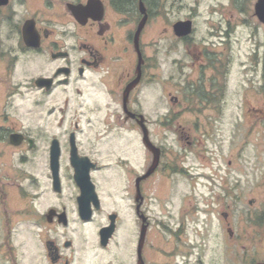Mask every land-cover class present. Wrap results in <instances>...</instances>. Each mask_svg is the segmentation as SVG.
Listing matches in <instances>:
<instances>
[{
	"label": "flooded vegetation",
	"instance_id": "flooded-vegetation-1",
	"mask_svg": "<svg viewBox=\"0 0 264 264\" xmlns=\"http://www.w3.org/2000/svg\"><path fill=\"white\" fill-rule=\"evenodd\" d=\"M2 1L0 230L15 228L13 216L21 217L17 222L34 230L39 246L35 256L17 258L8 243L0 264H203L199 258H213L206 247L222 208L215 209L221 195L213 191L223 176L221 164L197 146L234 140L214 121L230 103L228 41L231 23L241 24L231 21L230 7L241 14L246 0ZM26 21L35 29L30 45ZM259 49L252 67L264 70ZM22 62L32 73L23 81L16 79ZM27 94L34 110L24 118L15 101ZM258 98L263 101L251 110L264 119V96ZM75 164L88 169L93 186L77 180ZM182 178L204 180L209 195L200 202L207 208L193 190L181 193ZM13 191L24 204L6 218L2 209ZM257 218L251 225L261 235L245 238L241 213L235 218L227 203L216 242L222 229L226 242L236 240L241 258L242 239L264 244V210ZM254 259L243 264L264 260Z\"/></svg>",
	"mask_w": 264,
	"mask_h": 264
},
{
	"label": "rangeland",
	"instance_id": "rangeland-1",
	"mask_svg": "<svg viewBox=\"0 0 264 264\" xmlns=\"http://www.w3.org/2000/svg\"><path fill=\"white\" fill-rule=\"evenodd\" d=\"M255 1L246 0V4L241 6V14L236 7H230L229 12L231 21L241 24L236 27L235 23H231V36L230 40L228 39L230 75L227 94L230 102L229 109L223 118L214 121V126L220 127L218 131L223 130L227 138L233 137L234 140L218 146L211 142L215 139H209L207 146L199 142L197 146L206 159L221 164L222 172L219 174L220 177L223 176V179L220 178L216 181L218 185L213 191L215 193L218 191L221 199L215 204L218 206L215 209L221 207L220 210L226 209V204L229 203L235 218L241 213V231L245 238L250 234L261 235L251 224L254 222L252 218L255 217L257 220L260 210H264V182L260 179V175L264 174V119L257 118L254 110H251L254 106L261 104L258 101H263V98L257 99V96H264V77L262 76L264 70H259L258 66L252 67L256 66L255 52L259 45L261 48L259 51L264 52V48L261 47V40H264V26L256 17ZM204 10L202 12L207 14L208 8L205 7ZM15 24L17 25L16 22ZM4 29L9 30L8 27ZM153 30L150 32L152 33ZM153 35L151 34L147 40ZM17 73L19 75L16 79L22 81L31 77L32 74L31 68L26 62L21 63V68L17 70ZM240 101L241 110L238 108ZM15 103L24 118L26 112L34 110L30 94L17 99ZM234 129L237 134L231 136ZM198 136H201L200 133ZM215 142L217 141L215 140ZM194 181L188 183L182 178L179 189L181 193L193 190L199 205L207 208V205L200 202L203 201L202 195L205 198L209 195L207 188L202 185L204 180L199 179L198 183ZM193 186L196 188L192 189ZM194 195L189 193V198L192 201H194ZM251 199H255L252 204L249 203ZM6 204L2 210L6 213L7 218V214H14L12 208L23 205L24 201L19 200L17 193L13 191L6 198ZM220 210H217L214 215L212 214L213 221L209 238L211 240L208 241L206 247V254L213 258H199L203 264H243L254 258L264 259V244H254L249 239H242L245 246L243 249L241 248V258H238L236 240L228 239L229 242H226L224 240L226 232L222 229H220L219 242H216L214 235L219 230L217 223ZM20 218L13 216L15 228L10 230L8 225L4 230H0V258H4V255L8 258L10 244L13 245L17 258H31L38 251L39 241L34 230L30 229V226L25 222H17ZM238 229L235 224L234 231L236 232ZM256 238L259 239L258 236ZM5 244L6 249H3L2 246Z\"/></svg>",
	"mask_w": 264,
	"mask_h": 264
},
{
	"label": "water",
	"instance_id": "water-1",
	"mask_svg": "<svg viewBox=\"0 0 264 264\" xmlns=\"http://www.w3.org/2000/svg\"><path fill=\"white\" fill-rule=\"evenodd\" d=\"M0 3H4L3 1L0 2ZM143 11L144 10V7H143ZM255 13L256 15L260 18L261 21L264 22V0H258L255 4ZM146 22V17H144L139 29H142L144 24ZM182 23H179L178 25H180ZM35 30L34 27L32 26L31 22L30 21H26V23L24 24L23 26V33H24V39L26 41V43L28 45L31 44V32ZM76 165V177H77V180L80 181V183H82L81 181H85L87 182L88 184H91V181L89 179V174H88V169L86 168V171L83 170V168L78 165V164H75ZM155 166V164L153 165V167ZM58 168L57 166L55 167V169ZM153 168H151L152 170ZM93 186V185H92ZM112 228L113 226L111 227H107L103 230V238L107 239L109 233L111 234L112 232ZM107 231V233H106ZM255 264H264V260L261 261V262H257Z\"/></svg>",
	"mask_w": 264,
	"mask_h": 264
}]
</instances>
